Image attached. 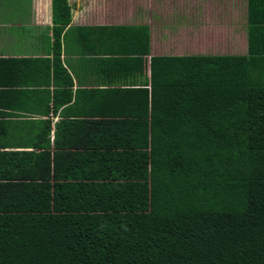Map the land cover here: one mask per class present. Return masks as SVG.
<instances>
[{
	"label": "trees",
	"instance_id": "16d2710c",
	"mask_svg": "<svg viewBox=\"0 0 264 264\" xmlns=\"http://www.w3.org/2000/svg\"><path fill=\"white\" fill-rule=\"evenodd\" d=\"M245 4L243 54L150 56L139 26L89 59L97 29L52 0L45 55L0 57V264H264V0Z\"/></svg>",
	"mask_w": 264,
	"mask_h": 264
},
{
	"label": "rangeland",
	"instance_id": "374dc122",
	"mask_svg": "<svg viewBox=\"0 0 264 264\" xmlns=\"http://www.w3.org/2000/svg\"><path fill=\"white\" fill-rule=\"evenodd\" d=\"M22 2L24 4L25 1L0 0V18L3 19L0 23V53L11 55L14 52L18 55L23 52L22 48H39L45 42V34L51 32V29L47 32L46 28L30 27L27 3L23 5ZM68 2L73 5L75 20L83 16L90 26L103 24L108 14L117 15L111 17L116 20L112 23H144L143 26L150 28L152 50L158 52L176 55L243 54L246 50L245 0Z\"/></svg>",
	"mask_w": 264,
	"mask_h": 264
},
{
	"label": "crops",
	"instance_id": "0c3cea01",
	"mask_svg": "<svg viewBox=\"0 0 264 264\" xmlns=\"http://www.w3.org/2000/svg\"><path fill=\"white\" fill-rule=\"evenodd\" d=\"M24 4L22 2L23 5H25L27 3V11H29L30 13V27L32 28H46L47 32L50 29V27L52 26V20H51V2H49V0H24ZM19 5H21L20 3H18ZM72 5V4H70ZM73 6V5H72ZM80 14V13H79ZM116 14H108L106 20L103 22V24H94V25H87L88 21L81 16L80 19L82 18V20L80 21V19H78V21L75 20V18L73 17L72 14V18H71V23L69 24V27H80V26H87V27H95L97 29V32H95V36H96V42L95 44H92L87 47L83 44L82 48H83V52H84V56H87L86 54H89V57H85V58H106L108 56H110L111 52L110 51V47L109 45H116V44H121L122 45V49L126 48L127 44H129V39L131 38V32L129 30L130 27L136 28L139 26H143L144 23H134V24H121V23H115L116 20L112 19L111 17ZM94 18V17H93ZM86 20V21H85ZM89 20H90V16H89ZM3 21L2 18H0V23ZM113 21H115L114 23H112ZM116 28V29H115ZM148 28V26H147ZM69 30L68 27L65 29V31L63 32L62 36H63V40L64 42H68L67 43V47L69 48V45L74 47V49L72 50H68L67 55H65L64 53V46L65 44H62V54L61 57L64 58L65 56L67 57H73L75 59H77V57L75 56V52L76 50H78V47H80L81 45H78L77 40H76V35L75 34H70V35H66V31ZM148 47H149V53L150 56H156V55H163V54H168V52L166 53H162V52H158L156 50H152V41H151V32H150V28H148ZM48 36H52V32L47 33ZM99 37V38H97ZM97 39H100V41ZM102 39V40H101ZM21 41H24L23 39H21ZM23 52L18 54V55H14L16 53H11V55H7L4 53H0V57H4V58H12V57H16V58H36V57H40V56H44L45 54H43V49L42 46L41 47H33V48H22ZM89 51V53H87ZM107 54H105V53ZM176 55V54H173ZM92 56V57H90ZM113 56V55H112ZM79 58V56H78ZM85 60V59H83ZM78 61V60H77ZM74 81V85H77V81H75V79H73ZM92 81V80H91ZM52 116V113L50 114ZM58 115V114H57ZM57 120V118L54 119V122ZM53 130L54 128L52 127V133H51V141L53 139Z\"/></svg>",
	"mask_w": 264,
	"mask_h": 264
},
{
	"label": "flooded vegetation",
	"instance_id": "af4514ba",
	"mask_svg": "<svg viewBox=\"0 0 264 264\" xmlns=\"http://www.w3.org/2000/svg\"><path fill=\"white\" fill-rule=\"evenodd\" d=\"M49 2H51V3H52V0H49Z\"/></svg>",
	"mask_w": 264,
	"mask_h": 264
}]
</instances>
